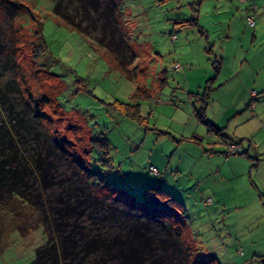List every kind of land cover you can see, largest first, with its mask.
Listing matches in <instances>:
<instances>
[{"label": "rangeland", "instance_id": "1", "mask_svg": "<svg viewBox=\"0 0 264 264\" xmlns=\"http://www.w3.org/2000/svg\"><path fill=\"white\" fill-rule=\"evenodd\" d=\"M57 1L0 0L1 41L17 62L13 69L7 55L0 56V87L16 82L21 92L14 89L11 97L18 110L28 103L40 116L23 111L30 130L16 131L0 101V124L13 131V152L26 165V171L20 167L24 191L47 219L70 202L85 228L115 233L113 222L100 221L108 208L86 200L85 184L68 163L56 162L51 184L31 175L34 160L39 154L45 160L53 141L89 168L97 161L91 139H106L118 188L143 203L147 188L163 186L184 204L177 225L195 262L264 264V4L257 0L252 28L244 10L225 6L218 17L208 16V3L202 34L203 24L175 25L194 15V0H100L110 16L96 24L74 9L76 27L55 14ZM105 22L115 36L103 31ZM191 92L206 94L205 119L222 123L227 145L200 120V97ZM125 105L139 108L141 118L123 113ZM197 134L203 138H193ZM228 144L239 147L237 155H227ZM102 188L95 192L101 195ZM42 220V212L21 199L2 200L0 264L34 260L46 243ZM77 260L91 262L81 255Z\"/></svg>", "mask_w": 264, "mask_h": 264}, {"label": "trees", "instance_id": "2", "mask_svg": "<svg viewBox=\"0 0 264 264\" xmlns=\"http://www.w3.org/2000/svg\"><path fill=\"white\" fill-rule=\"evenodd\" d=\"M201 1L198 0L191 5L194 14L191 18L175 20V25H179L184 30L199 28L198 18L195 17L199 12L197 7L200 6ZM73 2L70 0V3L65 4L64 0H60L55 5V14L63 17L73 27L78 26L73 14L69 13L74 9L84 11L86 18L95 23L103 21L106 15L110 16L106 10L107 7L102 9L100 0H77L75 5ZM108 23H103V31L109 30V35L113 37L117 31L108 28ZM39 32L41 43L39 48L44 50L46 46L42 43L44 38L41 27ZM200 32L203 33L202 30ZM6 47L0 36V56L7 55V65L16 69L17 62L6 53ZM1 75L0 72V78ZM14 89L20 91V86L16 82L13 85H6L5 88L0 87L1 104L8 111L10 120L17 123L14 125V130H30L29 125L25 126L27 121L22 112L29 110L32 114V111L28 103H24L23 110H18L15 99L11 97ZM198 96L200 97L198 102L201 103L196 109L198 117L217 135L224 137V129L212 125L205 119L208 106L206 94ZM123 113L134 119L141 118L140 109L137 107L132 108L125 105ZM34 116L35 118L40 117L39 114ZM12 133L13 131L4 127L3 123L0 124V204L6 198L15 197L28 203L31 208L39 211L40 215L42 212L46 243L36 249L34 260L30 264H76L80 255L85 259H91L89 264H109L114 261H121V264H221L217 258L205 260L200 257L199 261L193 260L189 248L183 242L182 230L177 225V217L186 214V207L179 198L163 189V186L147 188L144 202L141 203L134 200L128 192H124V189H120L122 187L118 188L115 185L111 178L113 172L109 158L111 148L106 139H91V153L96 152L97 161L92 162L89 168L76 154L70 153L62 142L53 141V146H49L47 150L46 164L45 160L40 158V154L37 158L34 157L36 159L31 175L35 174L37 180L40 178L44 183L50 182L51 184L54 172L52 169H55L56 162L68 163L77 177L85 184L88 192L86 200L96 203V207L105 205L108 208V212H104L106 215L100 218L101 223L102 221L113 222L117 231L113 233L85 228L83 224H80V219L75 218L73 214L75 209L70 202L60 209L57 208V218L47 219L45 208L39 209L32 193L24 191L26 186H23L24 182L21 179L25 175L26 165L18 161L17 155L13 152L15 146ZM233 144H228V146ZM21 166L25 171L20 170ZM155 176L160 177L161 172ZM97 186L103 187L101 195L95 192ZM50 221H53L54 225ZM162 255H167L168 259L164 260L166 257L161 258Z\"/></svg>", "mask_w": 264, "mask_h": 264}, {"label": "crops", "instance_id": "3", "mask_svg": "<svg viewBox=\"0 0 264 264\" xmlns=\"http://www.w3.org/2000/svg\"><path fill=\"white\" fill-rule=\"evenodd\" d=\"M196 1H198V0H194L191 4H190V7H191V5L192 4H194ZM249 1H251V0H249ZM259 2H260V4H264V1L263 0H259ZM208 3H209V5H208ZM252 3V2H251ZM254 3H255V6H256V3H257V0H254ZM206 5H208V8H207V10H206V14L208 15V16H210L211 14H213V15H217V17L220 15V12H221V10H228V9H226L225 8V6H227V8H229V10H230V8H233L232 10H233V12H235V10L236 9H242V10H244V14L245 15H248L247 16V20H248V17L251 15V14H253V9L255 10V8H257V6L256 7H254L252 4H250V6H246V4L243 2V1H241V0H202L201 1V4H200V6H198L197 7V9L199 10V12H198V22H199V24H203V27H201V28H203L204 30H202L203 31V33L202 34H205L206 32H207V29H208V26L207 25H205V23H203V8H204V6H206ZM244 7V8H243ZM221 8H223V9H221ZM192 9V8H191ZM200 14V15H199ZM246 20V19H245ZM243 22H241L242 24L245 22L244 20H242ZM244 26H245V24H243ZM256 26V25H255ZM253 28H255V27H253ZM228 34H224V35H226V36H230V34H229V31L227 32ZM175 36V35H174ZM172 40H173V38H172ZM178 65V64H177ZM200 93L201 92H195V93H193L192 94V92H191V94L192 95H194V96H198V95H200ZM208 103V106H209V102H207ZM208 106H207V109H206V114H207V111H208ZM197 109V108H196ZM206 121L207 122H209V123H211L212 125H215L216 127H218V128H221V129H225V128H222L221 126H222V123L221 122H215V121H213V120H211V119H206ZM209 127V126H208ZM210 128V127H209ZM210 132L211 131H213V130H211V128H210V130H209ZM224 133V132H223ZM197 136V137H196ZM217 137H219V136H217ZM193 138H195V139H197V138H203V137H201L200 135H194L193 136ZM219 138H221V139H223V143L225 144V145H227V143L229 142V140L228 139H225L224 137L222 138L221 136L219 137ZM198 140V139H197ZM219 144V143H218ZM235 144V143H234ZM228 157V156H227ZM229 162H231V160H229ZM153 167V166H152ZM156 168V167H155ZM201 190H203L204 191V187H202L201 186ZM204 194V193H203ZM203 194L201 193V197H203ZM211 200V199H210Z\"/></svg>", "mask_w": 264, "mask_h": 264}, {"label": "built area", "instance_id": "4", "mask_svg": "<svg viewBox=\"0 0 264 264\" xmlns=\"http://www.w3.org/2000/svg\"><path fill=\"white\" fill-rule=\"evenodd\" d=\"M241 1L246 2V1H248V0H241ZM251 2H252V5H253L254 7H256V6H255V3H254V0H251ZM256 9H257V8H255V11H256ZM253 10H254V9H253ZM248 23H249L250 27H252V28L255 27V25H256V21H255V16H254V14H251V15L248 17ZM173 40H176V36H173ZM176 68H177V69H180L181 66H180V65H176ZM238 149H239V147H237V146H235V145H230V146L228 147L227 155H228V156L235 155V154L237 153V150H238ZM150 172H151L152 174H154V175H159V174H160L159 170H158L157 168H155V167H150Z\"/></svg>", "mask_w": 264, "mask_h": 264}]
</instances>
